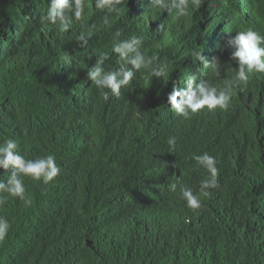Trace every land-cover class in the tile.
Masks as SVG:
<instances>
[{
  "label": "trees",
  "instance_id": "1",
  "mask_svg": "<svg viewBox=\"0 0 264 264\" xmlns=\"http://www.w3.org/2000/svg\"><path fill=\"white\" fill-rule=\"evenodd\" d=\"M86 2L63 32L41 26L48 0H0V140L16 139L28 159L54 154L62 169L47 184L24 177L30 206L12 196L0 205L11 224L0 264H264V73L234 87L227 110L184 119L167 101L188 74L218 86L235 75L225 41L248 27L264 35V0H200L182 18L124 0L107 23ZM82 25H94L86 47L76 42ZM116 31L142 37L167 76L141 69L105 102L87 70L102 52L106 70L119 66ZM194 48L219 59L220 77L192 61ZM204 151L219 184L193 211L179 186L197 190L207 177L192 158Z\"/></svg>",
  "mask_w": 264,
  "mask_h": 264
},
{
  "label": "clouds",
  "instance_id": "2",
  "mask_svg": "<svg viewBox=\"0 0 264 264\" xmlns=\"http://www.w3.org/2000/svg\"><path fill=\"white\" fill-rule=\"evenodd\" d=\"M200 0H151L150 5L154 10L168 9L174 12L176 18L187 17L190 8L195 7ZM124 0H95V9L104 12V22H108V15L120 11V5ZM86 0H48L46 12L40 17L41 26L54 25L60 31L68 32L74 21H82L87 11ZM94 25L84 26L76 37L80 47H86L93 36ZM121 33L116 31L113 36L112 51L118 55L119 66L106 70L105 62L109 54L102 52L94 54L95 63L87 70V77L95 84L102 99L107 102L110 96L120 97L121 89L127 88L133 78L141 69H148L153 78H165L167 66L158 65L155 56H148L142 50L143 38L133 36L130 39H120ZM225 47L231 49L230 57L238 64L235 75L224 81L223 86H218L210 79L199 78L197 73L188 74L184 80V86L173 81L172 90L168 94L167 101L171 110L184 119L207 108L214 111L219 108L227 110L232 99L233 88L241 83H246L251 74L264 73V35L248 27L237 31L235 35H228ZM192 61H200L204 68L209 69L216 76H221L222 65L218 58L211 61L204 58L201 50L192 49L189 53ZM89 56V59H91ZM67 59V57L65 58ZM169 152L175 151V139L168 140ZM19 142L8 137L0 140V169L9 173L6 180L0 179V205H3L8 196L17 197L27 206L32 200L26 194L24 177H31L35 181H43L47 184L55 181L61 173V166L57 163L54 154H46L33 159H28L18 150ZM193 160L206 172L207 177L200 181L199 188H193L181 184L179 193L189 209L195 211L202 207L200 196H209L210 190L218 187L219 168L217 159L209 152L196 154ZM173 167H179L176 163ZM169 190L177 191V185L171 184ZM7 194V195H5ZM11 228L7 217L0 215V242H3Z\"/></svg>",
  "mask_w": 264,
  "mask_h": 264
},
{
  "label": "bare ground",
  "instance_id": "3",
  "mask_svg": "<svg viewBox=\"0 0 264 264\" xmlns=\"http://www.w3.org/2000/svg\"><path fill=\"white\" fill-rule=\"evenodd\" d=\"M66 125H67V123H66ZM58 132V131H57Z\"/></svg>",
  "mask_w": 264,
  "mask_h": 264
}]
</instances>
